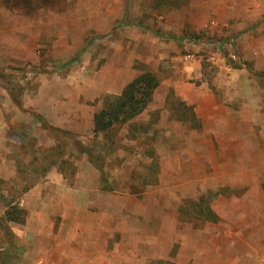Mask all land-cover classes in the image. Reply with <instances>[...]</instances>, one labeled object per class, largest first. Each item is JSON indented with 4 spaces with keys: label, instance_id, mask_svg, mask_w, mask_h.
Wrapping results in <instances>:
<instances>
[{
    "label": "rangeland",
    "instance_id": "rangeland-1",
    "mask_svg": "<svg viewBox=\"0 0 264 264\" xmlns=\"http://www.w3.org/2000/svg\"><path fill=\"white\" fill-rule=\"evenodd\" d=\"M223 1L0 0V264H36L25 255L37 256L41 250L25 198L49 175L63 172L68 183H79L83 189L96 182L100 187L106 183L103 178L124 185L130 182L128 175L152 185L158 164L149 167V147L162 146L159 161L170 155V134L161 130L134 141L126 137L123 126L105 134L57 126L44 116L50 97L56 94L63 102L79 95L81 102L89 99L87 109L93 111L143 73L153 72L161 81L176 75L194 58L187 59V54H203L187 49L186 38L200 43L226 37L211 33L218 28L233 36L232 18L228 24L218 18L229 13L227 8L223 11ZM263 22L264 16L256 23ZM203 65L207 72L214 69L210 61ZM79 172L83 175L77 180ZM163 207L152 205L144 220L140 216L145 227L139 233L131 230L134 237L127 240L122 232L115 233L107 255L92 252L86 242L71 241L74 249L67 251H73L75 260L80 255V264H223L217 259L201 262L206 253L196 257L197 262L172 261L184 246L185 221L172 226L174 213ZM195 213L182 214L195 221ZM195 223L190 236L203 233L210 239L213 232L206 223ZM223 255L225 264L235 262L231 250Z\"/></svg>",
    "mask_w": 264,
    "mask_h": 264
},
{
    "label": "crops",
    "instance_id": "crops-1",
    "mask_svg": "<svg viewBox=\"0 0 264 264\" xmlns=\"http://www.w3.org/2000/svg\"><path fill=\"white\" fill-rule=\"evenodd\" d=\"M220 4L229 13L218 18L225 24L232 18L233 36L218 28L211 33L226 37L200 43L186 38L187 49L203 54H192L195 59L161 81L148 106L136 117L106 131L123 126L126 137L134 141L157 130L170 134V155L163 160H157L161 145L149 147L153 152L149 167L158 164L152 185L128 175L130 182L124 185L102 177L106 183L100 187L96 182L83 189L79 183H68L63 172L49 175L45 183L26 194L32 231L41 248L37 256L25 254L27 259L36 264H80L81 256L75 260L73 251H67L76 242H86L92 252L107 255L115 233L122 232L127 240L134 237L131 230L139 233L145 227L141 218L157 205L174 213L172 226L185 221L181 222L184 246L170 260L187 263L195 258L197 262L196 257L206 253L201 262L225 264L223 254L229 249L235 264H264V22L256 23L263 20L264 0ZM251 25L257 26L246 29ZM205 61L214 64V69L207 72ZM61 100L56 94L51 96L44 116L62 128L102 134L95 131V117L105 103L90 111L89 99L81 102L79 95ZM82 175L79 172L77 180ZM150 195L153 198L148 199ZM187 211H195V221L212 230L210 239L203 233L190 236L189 228L196 223L190 214H182ZM64 237L69 238L65 241Z\"/></svg>",
    "mask_w": 264,
    "mask_h": 264
},
{
    "label": "trees",
    "instance_id": "trees-1",
    "mask_svg": "<svg viewBox=\"0 0 264 264\" xmlns=\"http://www.w3.org/2000/svg\"><path fill=\"white\" fill-rule=\"evenodd\" d=\"M161 80L153 72H146L125 87L121 95L108 97L95 117V131L106 133L116 123L125 122L141 113L151 101Z\"/></svg>",
    "mask_w": 264,
    "mask_h": 264
},
{
    "label": "built area",
    "instance_id": "built-area-1",
    "mask_svg": "<svg viewBox=\"0 0 264 264\" xmlns=\"http://www.w3.org/2000/svg\"><path fill=\"white\" fill-rule=\"evenodd\" d=\"M233 58L237 59V56L236 55H233L232 56ZM193 58V55L192 54H188L187 55V59H192Z\"/></svg>",
    "mask_w": 264,
    "mask_h": 264
}]
</instances>
